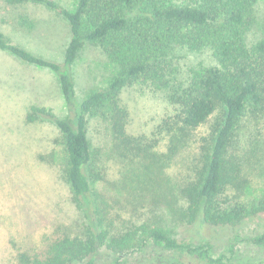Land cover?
<instances>
[{
	"label": "trees",
	"instance_id": "trees-1",
	"mask_svg": "<svg viewBox=\"0 0 264 264\" xmlns=\"http://www.w3.org/2000/svg\"><path fill=\"white\" fill-rule=\"evenodd\" d=\"M3 1L44 5L68 24L61 62L33 53L1 30L0 49L57 75L72 114L61 117L33 105L27 118L59 130L61 176L87 223L76 232L57 228L41 251L19 252L16 264H94L100 247L115 256L110 264H126L123 257L148 245L172 255H151L142 263L225 264L224 253H212V236L264 214V0H76L72 9L56 0ZM87 45L102 48L117 68L106 86L78 101L71 68ZM183 51H207L212 63L183 64ZM131 85L142 94L152 91L166 107L150 135L129 131L130 111L119 94ZM96 108L102 109L107 137L99 147L87 130V116ZM104 147L108 159L130 171V189L135 177L154 179L139 213L95 190L104 180L98 157ZM178 162L180 168L171 171ZM159 209L172 213L170 224L155 213ZM178 228L202 237L179 240ZM246 240L264 245V232Z\"/></svg>",
	"mask_w": 264,
	"mask_h": 264
},
{
	"label": "rangeland",
	"instance_id": "rangeland-1",
	"mask_svg": "<svg viewBox=\"0 0 264 264\" xmlns=\"http://www.w3.org/2000/svg\"><path fill=\"white\" fill-rule=\"evenodd\" d=\"M56 1L69 9L76 3V0ZM261 10L259 8V15ZM0 30L33 53L58 62L63 59V50L70 34L67 22L56 11L40 4L13 6L3 0H0ZM182 54L183 64L199 67L201 63H212L207 51H183ZM116 68V61L102 48L87 45L71 68L76 83V99L79 101L91 90L106 86ZM140 90L139 86L131 85L119 95L130 111L129 131L137 135H150L166 107L152 91L142 94ZM33 105L52 108L61 117L73 112L60 92L56 74L49 69L24 63L0 49V264H16L19 252L41 251L57 228L76 232L87 224L83 210L72 202L69 187L61 176L65 159L61 134L47 121L28 120L27 114ZM96 109L87 116V130L93 146L99 147L107 137L100 120L102 109ZM102 149L98 157L102 161L104 180L94 184L95 190L107 201L138 208L136 212L139 213L143 210V204L147 203L148 196L143 194H147L154 179L150 181L149 176L147 179L135 177L133 184L129 182L134 189H130L126 181L129 176L125 175L130 171L120 167L114 157L111 162L107 147ZM110 164L113 166L111 169L108 168ZM105 166L108 167L104 174ZM180 166L178 162L171 171L178 170ZM158 211L162 219L172 222V213L165 216L161 209L155 213ZM123 212L126 219L131 217L130 211ZM186 229L184 232L178 228L179 240L200 234H192L188 232L189 228ZM216 232L211 238L214 245L212 253L215 256L224 253L230 260L226 259L225 264H264V245L246 240L264 232V214L236 229ZM199 236L202 237V233ZM231 244H234L233 251H230ZM151 255L162 259L172 253L148 245L142 251L123 258L126 264H147V259L142 261L144 258L153 260ZM114 259L113 254L100 247L94 255V264H110Z\"/></svg>",
	"mask_w": 264,
	"mask_h": 264
}]
</instances>
